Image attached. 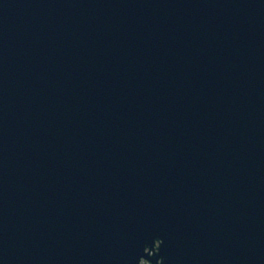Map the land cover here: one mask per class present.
I'll return each instance as SVG.
<instances>
[{
    "label": "water",
    "instance_id": "1",
    "mask_svg": "<svg viewBox=\"0 0 264 264\" xmlns=\"http://www.w3.org/2000/svg\"><path fill=\"white\" fill-rule=\"evenodd\" d=\"M264 264V0H0V264Z\"/></svg>",
    "mask_w": 264,
    "mask_h": 264
},
{
    "label": "flooded vegetation",
    "instance_id": "2",
    "mask_svg": "<svg viewBox=\"0 0 264 264\" xmlns=\"http://www.w3.org/2000/svg\"><path fill=\"white\" fill-rule=\"evenodd\" d=\"M142 264H152V263L147 260H143Z\"/></svg>",
    "mask_w": 264,
    "mask_h": 264
}]
</instances>
